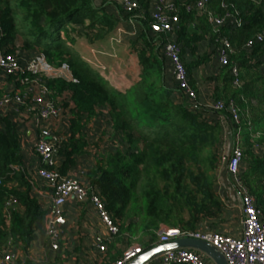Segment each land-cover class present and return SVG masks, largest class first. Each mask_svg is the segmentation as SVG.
<instances>
[{
  "label": "trees",
  "instance_id": "16d2710c",
  "mask_svg": "<svg viewBox=\"0 0 264 264\" xmlns=\"http://www.w3.org/2000/svg\"><path fill=\"white\" fill-rule=\"evenodd\" d=\"M138 1L148 8L149 0ZM221 1L210 0L209 5L219 16L226 12ZM223 1L228 12L238 13L242 26H224L214 33L206 16L197 17L180 8L176 41L183 55L186 50L195 53L206 39L211 47L218 45V35L230 41L233 53L229 63L210 77L212 98L226 103L233 101L239 111L238 126L243 132L241 147L246 163L241 179L260 201L264 193V64L256 59L264 54V44H255L251 53L243 46L264 28V2ZM95 2L0 0V52L15 53L19 37L23 41L21 51L36 48L49 64L66 65L76 80V83L47 82L51 100L64 111L69 135L57 146L56 153L62 158L58 166L61 174H67L75 166L76 156L87 146L82 133L85 127L106 110L109 130L120 148L101 155L87 177L98 188L106 209L119 227L111 244L121 242L124 232L134 233L135 223L125 222L136 216L140 218L139 242L145 252L158 244L160 225L195 230L202 222L220 215L222 203L215 187L223 135L215 113L192 109L184 100H177L179 92L173 83L166 84L164 59L160 54L162 39L150 32L148 23H142V32L130 43L137 54L141 74L140 80L126 92L112 87L80 57L74 49L77 41L85 40L89 44L104 41L119 24L105 9L107 3ZM195 20L200 21L195 24ZM191 67L186 66L187 71ZM233 67L238 72L237 87L233 86ZM30 80L28 75L8 79L22 89ZM230 125L237 129L233 122ZM22 160L16 124L2 117L0 255L14 245L26 251L35 222L43 214L39 201L31 195L25 173L15 170ZM11 197L16 203L6 212L5 203ZM119 254L112 260L116 261Z\"/></svg>",
  "mask_w": 264,
  "mask_h": 264
},
{
  "label": "built area",
  "instance_id": "2783aa9c",
  "mask_svg": "<svg viewBox=\"0 0 264 264\" xmlns=\"http://www.w3.org/2000/svg\"><path fill=\"white\" fill-rule=\"evenodd\" d=\"M110 1L118 6L124 16L129 18V22L143 17L148 12L150 32L162 39V58L169 69L172 83L185 103L194 107L198 102L197 92L190 83L189 74L183 61L182 47L176 41V32L180 22L179 9L182 8L186 13L194 14L197 17L206 16L207 22L217 32L224 26L234 28L242 26L241 20L237 18L238 13L228 12L223 0L221 8L226 12L222 16L209 9L210 0H149L147 9L143 8L138 0ZM258 1L264 2V0ZM217 37L218 45L214 46V58L219 67H222L229 63L233 47L227 38L219 35ZM112 40L115 43L120 42L119 38H112ZM257 43L264 44V28L252 40L247 41L243 49L251 53L253 46ZM157 44L160 45V43ZM256 61L264 64V54ZM237 74V69L233 67L231 75L235 77L233 81L235 87L239 86ZM22 75H28L31 78L30 84L23 89L21 87L19 89L14 81H8L10 77ZM0 78L2 79L0 88L3 87V84L7 86L0 96V118L8 117L10 121L16 123L15 119L25 114L37 130L33 148L41 162V167L37 170L36 175L47 184L51 194L50 210L44 221V238L47 247L53 253L60 250L63 227L67 223L65 206L68 202L70 200L76 203L88 201L105 232L104 235L95 237L92 246L98 252H104L107 245L118 234L119 227L106 209V204L101 198L98 188L85 185L75 177L68 174L63 175L58 170L56 151L60 141L52 132V124L61 119L66 126L67 123L61 106L51 100V91L47 82L48 80H61L67 83H76L69 68L64 64L60 66L49 64L40 51L35 50L27 53L18 47L15 53L0 52ZM20 83L24 84L23 81ZM205 110L215 113L214 118L221 126L224 139L229 132L233 133L231 154L227 160V173L239 194L242 233L235 236L210 230L167 228L158 233V243H166L178 238H192L210 243L222 254L227 264H264V193L261 196L262 207H260L256 196L250 192L241 179L246 163L241 147V128L238 126L240 124L239 111L233 101L226 103L222 100H212L206 105ZM231 122L237 125L236 130L231 128ZM15 170L19 171L18 168ZM1 183L2 179L0 178V185ZM15 203L16 200L11 197L5 203V211L10 212ZM141 253L140 246H130L118 260L110 264H128ZM16 262L17 254L10 249L0 255V264H16ZM152 263L214 264L208 257L189 249L166 251L156 257Z\"/></svg>",
  "mask_w": 264,
  "mask_h": 264
},
{
  "label": "crops",
  "instance_id": "0c3cea01",
  "mask_svg": "<svg viewBox=\"0 0 264 264\" xmlns=\"http://www.w3.org/2000/svg\"><path fill=\"white\" fill-rule=\"evenodd\" d=\"M102 1L107 3L105 4L107 12L118 20V26L104 41L89 44L85 40H79L75 43L74 49L80 57L91 68L96 70L112 87L124 93L140 80L141 67L138 63L137 54L134 52L131 45L124 41L126 40V37L123 38V36L127 35V40H133L142 32V23H148V21L145 16H141L140 18H137L136 20L133 19L129 22V18L124 16L120 9L118 10V7L110 2V0H96L95 3L101 5ZM145 15L147 16V13H145ZM112 38H119L120 42L115 43ZM209 43V39H206L204 44L209 45ZM208 50L214 57V46L211 47V45H209ZM36 51L39 52L38 50ZM195 56V53H190L186 50L183 55V61L186 66H192L188 69V74L190 83L197 92L198 102L207 105L211 103L213 95L212 81H210V77L214 76L220 67L215 63L214 68L216 69L213 73H210V76L208 77L210 82L206 76V79L209 82H207V86L209 84L208 89H211L208 91L205 85H202V87L200 86L201 83L199 81L202 79L201 76L207 75L200 70L202 68L201 64L204 60L200 58L203 60L201 61L199 57ZM213 60L215 61V58ZM164 69L166 84H172V78L165 61ZM0 82H2L1 78ZM202 88L206 89L208 93L203 92L201 90ZM179 98L183 101L181 94L177 95V100H179ZM15 120L18 141L23 157L21 166L17 168L20 172H24L28 178V181L31 184V195L39 201L43 212L42 216L35 222L33 237L26 251L23 252L22 248L16 245L9 248L17 254L16 264H99L98 262L108 264L113 262L114 259L112 260V257L109 258L107 253L104 255L92 246L95 237L102 236L105 232L99 224L88 201L84 203H76L75 201L70 200L68 202L65 206L67 223L63 227L60 250L53 253L47 247L44 238V221L46 218L45 216L50 210L51 194L47 184L36 175L37 170L41 167V162L36 156L33 148L34 142L37 138V130L33 127L29 118L25 114H22ZM104 128L109 131L106 110H102L101 114L92 119L89 125L83 130L82 133L87 140V146L84 148V151L80 156H76L75 166L67 171L68 175L75 177L85 185L94 187L87 177V172L95 166V164L92 165V157L99 154L96 153V150L105 149L107 145L109 146V141L108 144L104 146H101L98 142L101 130L104 131ZM52 132L59 141L67 139L69 136L67 133V126L62 119L57 120L52 124ZM224 140L223 151L219 158V171L217 174V179L219 178V180L215 187L220 202L223 204L222 214L214 222L213 220L202 222L198 229L214 231V228L219 233L239 236L243 230L240 199L239 194L232 185L227 173V160L228 155L231 154L233 137L229 134ZM110 144L113 146V143ZM56 159L58 166H60L62 158L58 156L57 153ZM258 205L262 207V201H259V199ZM167 228L178 227L160 225L158 233ZM123 239L124 238L121 239V242L112 245L111 243H113V239V241L107 245L108 252L113 246H116L119 249V244L121 245L120 249L122 248L121 250L123 252V249L127 247L122 245ZM130 246L131 245L127 248ZM127 248H125V250H127ZM122 252H120V254L118 253L119 256L115 260H118L122 256ZM99 259L101 260L99 261Z\"/></svg>",
  "mask_w": 264,
  "mask_h": 264
},
{
  "label": "rangeland",
  "instance_id": "374dc122",
  "mask_svg": "<svg viewBox=\"0 0 264 264\" xmlns=\"http://www.w3.org/2000/svg\"><path fill=\"white\" fill-rule=\"evenodd\" d=\"M257 2V4H260V2L259 1H256ZM147 13V17L145 16V18H146V20L148 21V17H149V15H148V12H146ZM199 21L200 20H195V24H198L199 23ZM212 28V27H211ZM213 32L214 33H219V32H217L215 29H213ZM62 35V34H61ZM124 37H126L125 39L127 40V38H128V36L127 35H124L123 36V38ZM126 40H124L125 42H127V43H131V40L132 39H128L127 41ZM16 45L18 46V47H22L23 46V41H22V39L21 38H17V40H16ZM75 46V45H74ZM208 48H209V45H205L204 43H201V44H199V46H198V48H197V50L195 51V54H196V56L197 57H199V59L201 58V59H203L204 61H206L207 59V61L206 62H204L203 61V63L201 64V66H202V68L200 69L201 71H203L204 73H206L207 75H205V76H201L202 77V79L201 80H199L200 81V86L202 87V85H205V87L207 88V90L208 91H210L209 89H208V87H209V84H208V86H207V82L209 81V79H208V77L210 76V73H213V71L216 69V68H214V66H215V61L213 60L214 59V57H213V54L208 50ZM34 50H36V48H34V49H26V50H24L25 52H27V53H30V52H32V51H34ZM188 52V51H187ZM160 54H161V56H162V53H161V50H160ZM195 56V57H196ZM200 59V60H201ZM206 76H207V79H208V81H207V79H206ZM210 82V81H209ZM208 82V83H209ZM170 86H172V84H169ZM6 85H4L3 84V87L2 88H0V96L3 94V92H4V90L6 89ZM19 89H20V87H19ZM212 89H213V85H212ZM203 92H205V93H208L207 92V90L206 89H204V88H202L201 89ZM212 100H213V98H212ZM208 107V106H207ZM192 109H194L195 110V108H197V109H206V105H204V104H201V103H199V102H197L195 105H194V107H191ZM206 114V113H205ZM240 133H243L242 131H241V129H240ZM230 134V136H232L233 137V133L232 132H229L227 135H229ZM252 137H254V135H252ZM255 138V137H254ZM253 138V139H254ZM241 140H242V134H241ZM108 141H109V146L107 145L108 144ZM224 138H223V141L221 142V146H220V150H219V158H220V155H221V153H222V151H223V145H224ZM98 142L100 143V145L101 146H104V145H107L106 146V148L105 149H100V150H96L97 152L96 153H99V154H97V155H94V157H92V159H93V163H92V165H94L95 163H96V161L100 158V156L101 155H105V154H107V153H112V152H114L117 148H120V145L118 144V142L113 138V134H112V131L111 130H109V131H107L105 128H104V131L103 130H101V133H100V136H99V139H98ZM104 143V144H103ZM110 143H113V146H112V144H110ZM118 145H119V147H118ZM228 157H229V155H228ZM219 171V170H218ZM218 171H217V174H218ZM220 173V172H219ZM218 180H219V178L217 179L216 178V185H217V183H218ZM215 194L217 195V193H216V190H215ZM217 197L219 198V196L217 195ZM220 200V199H219ZM222 208H223V204H222ZM221 214H222V210H221V213H220V215L217 217V218H219L220 216H221ZM184 217L186 218L187 216L186 215H184ZM217 218H215V219H210V220H213V222L214 221H216L217 220ZM130 222H133V223H135V226H134V228H133V231H134V233L133 234H130V233H128V232H124V236H123V243H122V245L123 246H129V245H131V246H140V242H139V240H141L142 239V237L139 235V232L140 231H138V225H139V223H140V218L139 217H136V216H132V217H129V218H127V220H126V222L125 223H130ZM123 226H126L125 224H122ZM203 225V224H202ZM209 227H211V226H209ZM212 228V227H211ZM213 230H214V232H217L216 231V229H214L213 228ZM132 237V238H131ZM115 238V237H114ZM117 240L119 241V237L118 238H116V242H117ZM121 240V239H120ZM118 246H120L121 247V245L119 244ZM120 247H119V249L116 247V246H114V247H111L110 248V251H109V253H108V256H109V258H111V257H113V256H116L117 254H118V252H122V248L120 249ZM127 247H125V248H127ZM125 248L123 249L124 251H125ZM140 248H141V246H140ZM104 255L107 253V249L104 251V252H102ZM123 253V252H122ZM107 256V257H108ZM101 259H99V261H100ZM104 261V260H103ZM99 264H103V263H100V262H98Z\"/></svg>",
  "mask_w": 264,
  "mask_h": 264
},
{
  "label": "water",
  "instance_id": "95a60500",
  "mask_svg": "<svg viewBox=\"0 0 264 264\" xmlns=\"http://www.w3.org/2000/svg\"><path fill=\"white\" fill-rule=\"evenodd\" d=\"M175 249L194 250L208 257L214 264H227L222 254L210 243L192 238H178L166 243H158L151 249L142 252L128 264H148L160 254Z\"/></svg>",
  "mask_w": 264,
  "mask_h": 264
}]
</instances>
